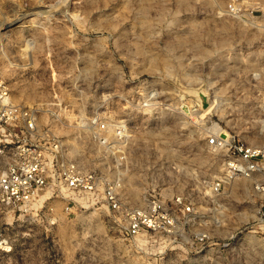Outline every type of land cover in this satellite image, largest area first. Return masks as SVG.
Returning <instances> with one entry per match:
<instances>
[{
	"label": "rangeland",
	"instance_id": "obj_1",
	"mask_svg": "<svg viewBox=\"0 0 264 264\" xmlns=\"http://www.w3.org/2000/svg\"><path fill=\"white\" fill-rule=\"evenodd\" d=\"M0 77L122 203L0 205V264H264L263 195L208 143L264 146V0H0ZM151 195L173 230L127 236Z\"/></svg>",
	"mask_w": 264,
	"mask_h": 264
},
{
	"label": "built area",
	"instance_id": "obj_2",
	"mask_svg": "<svg viewBox=\"0 0 264 264\" xmlns=\"http://www.w3.org/2000/svg\"><path fill=\"white\" fill-rule=\"evenodd\" d=\"M98 129L104 130V125ZM97 139L104 142L105 137L98 135ZM60 142L39 125L34 107L12 101L0 77V205L19 210L43 195L66 193L68 204H85L99 196L113 211L121 210L119 183L100 172L80 169L74 160L63 161ZM208 143L225 148V178H251L255 191L264 198V146L247 145L233 136H213ZM222 182H215L213 189L218 190ZM125 214L124 230L129 237L148 231L171 232L174 228L173 215L155 195L147 199L145 209H129ZM0 250L8 251L1 234Z\"/></svg>",
	"mask_w": 264,
	"mask_h": 264
},
{
	"label": "water",
	"instance_id": "obj_3",
	"mask_svg": "<svg viewBox=\"0 0 264 264\" xmlns=\"http://www.w3.org/2000/svg\"><path fill=\"white\" fill-rule=\"evenodd\" d=\"M196 99H198L202 110H204L208 106V103L206 101V95L203 92L198 91Z\"/></svg>",
	"mask_w": 264,
	"mask_h": 264
},
{
	"label": "bare ground",
	"instance_id": "obj_4",
	"mask_svg": "<svg viewBox=\"0 0 264 264\" xmlns=\"http://www.w3.org/2000/svg\"><path fill=\"white\" fill-rule=\"evenodd\" d=\"M109 28V27H108ZM211 102V101H210ZM209 102V103H210ZM213 102V101H212ZM212 105V104H211ZM210 106V105H209ZM209 106L208 107H206L204 110H207L208 108H209ZM201 112V111H200ZM205 112V111H204ZM204 114V113H203ZM201 116V115H200Z\"/></svg>",
	"mask_w": 264,
	"mask_h": 264
}]
</instances>
